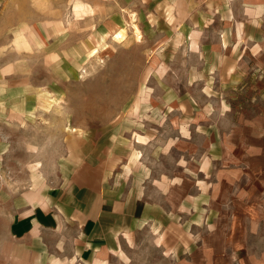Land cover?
Masks as SVG:
<instances>
[{"label":"crops","instance_id":"crops-1","mask_svg":"<svg viewBox=\"0 0 264 264\" xmlns=\"http://www.w3.org/2000/svg\"><path fill=\"white\" fill-rule=\"evenodd\" d=\"M26 4L0 0V34L40 29L27 20L39 5ZM199 5L176 46L185 57H153L163 154L73 147L55 184L40 172L21 184L3 162L20 54L0 53V264H129L141 237L166 264H264V0ZM228 223L234 231H222Z\"/></svg>","mask_w":264,"mask_h":264},{"label":"rangeland","instance_id":"rangeland-1","mask_svg":"<svg viewBox=\"0 0 264 264\" xmlns=\"http://www.w3.org/2000/svg\"><path fill=\"white\" fill-rule=\"evenodd\" d=\"M76 1L83 4V16L74 15ZM34 4L38 10H28ZM26 8L27 20L40 21V31L32 26L25 33L13 28L0 34V53L20 54L11 65L17 91L9 106L16 112L4 127L10 138L3 162L15 170L12 179L37 184L40 172L49 184L57 183L61 154L73 147L85 152L94 147L99 156L103 149L163 154L158 151L165 129L153 109V57H185L176 46L184 40L185 25L199 24V0H27ZM6 20L0 19L1 27ZM112 24L118 26L109 29ZM233 228L228 223L222 231ZM129 264L166 263L153 242L141 237Z\"/></svg>","mask_w":264,"mask_h":264}]
</instances>
